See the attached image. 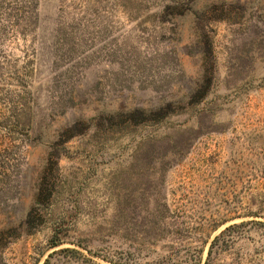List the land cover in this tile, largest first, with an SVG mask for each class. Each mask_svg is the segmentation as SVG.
I'll list each match as a JSON object with an SVG mask.
<instances>
[{"label":"rangeland","instance_id":"1","mask_svg":"<svg viewBox=\"0 0 264 264\" xmlns=\"http://www.w3.org/2000/svg\"><path fill=\"white\" fill-rule=\"evenodd\" d=\"M0 264H264V0H0Z\"/></svg>","mask_w":264,"mask_h":264},{"label":"trees","instance_id":"2","mask_svg":"<svg viewBox=\"0 0 264 264\" xmlns=\"http://www.w3.org/2000/svg\"><path fill=\"white\" fill-rule=\"evenodd\" d=\"M28 1H29V0H28ZM30 1H32L33 6L36 5L37 0H30ZM229 228H230V227H229Z\"/></svg>","mask_w":264,"mask_h":264}]
</instances>
